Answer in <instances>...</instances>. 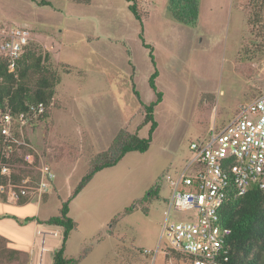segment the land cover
Segmentation results:
<instances>
[{"label":"rangeland","instance_id":"rangeland-1","mask_svg":"<svg viewBox=\"0 0 264 264\" xmlns=\"http://www.w3.org/2000/svg\"><path fill=\"white\" fill-rule=\"evenodd\" d=\"M49 1L0 0V21L30 29L34 47L48 53L46 65L60 78L49 117L27 128L55 169L46 213L58 214L120 132L148 136L143 104L156 98L149 78L157 68L163 100L155 108L150 147L97 172L71 199L69 214L77 223L71 247L83 241L86 257L119 242L112 264H186L165 256L166 175L191 156L192 141L204 138L212 124L233 119L264 91L262 38L253 26L259 15L264 19V0H200L195 26L175 19L166 0L139 1L143 26L126 0ZM187 214L172 211L169 222ZM8 256H0V264H27L24 256Z\"/></svg>","mask_w":264,"mask_h":264},{"label":"built area","instance_id":"built-area-1","mask_svg":"<svg viewBox=\"0 0 264 264\" xmlns=\"http://www.w3.org/2000/svg\"><path fill=\"white\" fill-rule=\"evenodd\" d=\"M153 1V0H149ZM33 40L27 27L0 21V57L13 69ZM43 113V103L31 107ZM27 115L15 118L0 111V126L7 157H19L16 167L31 169L18 182L0 185V192L15 202L36 197L42 201L55 182L54 166L25 138ZM191 156L166 180L170 196L164 210L161 238L172 249L190 255L189 264H223L228 259L226 245L232 229L220 221V208L227 195H242L252 186L264 188V91L242 105L233 119L223 125L212 124L204 138L190 143ZM26 149H29L26 151ZM33 150L38 157L30 151ZM26 163V165L23 164ZM4 163L1 172H18ZM172 211L188 212L186 218L169 222Z\"/></svg>","mask_w":264,"mask_h":264},{"label":"trees","instance_id":"trees-1","mask_svg":"<svg viewBox=\"0 0 264 264\" xmlns=\"http://www.w3.org/2000/svg\"><path fill=\"white\" fill-rule=\"evenodd\" d=\"M38 5H51L49 0H31ZM79 2L90 3L92 0H73ZM129 8L135 17L143 26V15L140 10V0H126ZM259 1V0H258ZM167 6L173 17L178 21L190 26H195L199 19L200 0H167ZM246 16L248 11L245 10ZM249 18V17H248ZM256 34L262 38L261 43L264 51V19L259 15L256 22L253 24ZM143 28V27H142ZM143 32V29H142ZM140 34L145 47L150 49V57L155 65L153 48L145 43L143 34ZM48 53L43 54L37 51L31 40L26 44L25 51L16 62L13 69L9 68L5 58L0 57V111L2 113H10L15 118H18L21 113L27 115L28 125L24 128L25 138L30 141L29 130L36 122L42 121L49 117L50 107L53 103L56 87L60 82V78L50 67L46 65ZM244 71V68L241 69ZM159 71L155 68L149 78V85L154 90L156 98L149 104H143L145 109L144 125L150 124L149 134L147 137H140L139 133H123L120 132L115 138L114 146L107 153H101L96 158V162L81 178L78 185L73 190L71 197L62 203V207L58 214L50 216L44 222L48 224L58 225L63 227V237L61 246L54 251L53 264H80L79 259L69 258L65 254L67 241L71 232L77 227L76 221L70 216L69 204L73 199L94 177V175L107 167L115 166L131 151L145 152L149 149L152 136L157 128L155 119V108L163 100V92L158 90L156 79ZM136 94L139 93L135 89ZM43 103L45 110L43 113L34 114L31 107ZM31 142V141H30ZM29 149H26L28 151ZM37 158L38 154L30 150ZM16 152L7 157L5 151L4 136L0 126V185L9 182H18L31 169L24 167H16L17 163L22 160ZM104 157H109L104 159ZM47 162H49L47 160ZM4 163H9L11 168L17 169L18 172H12L11 175H6L1 172ZM51 163V162H49ZM23 164L26 165V163ZM157 193V192H156ZM153 190H150L148 195H153ZM48 195L46 193L44 198ZM0 197L5 198L6 193L0 192ZM29 200L21 198L18 203L23 204ZM220 221L223 225L232 229L231 235L226 240L228 259L223 264H264V188L252 186L242 195L229 194L227 195L222 207L220 208ZM2 243V244H1ZM86 253V252H85ZM172 254L178 259H182L184 263L189 264L190 255L178 252L166 244L165 256L169 259V254ZM9 255V258L26 257L28 262V253H24L17 249L11 248L7 244V239L0 235V256Z\"/></svg>","mask_w":264,"mask_h":264},{"label":"crops","instance_id":"crops-1","mask_svg":"<svg viewBox=\"0 0 264 264\" xmlns=\"http://www.w3.org/2000/svg\"><path fill=\"white\" fill-rule=\"evenodd\" d=\"M126 3L129 4L127 1ZM48 199L49 197L39 202L34 197L30 199L32 201L20 204L10 200L7 196L0 197V235L7 239L9 247L28 253L27 264H53L54 251L62 244L63 227L44 222L50 216L55 215L46 213L45 206L48 204ZM74 230L67 241L65 250L67 257L79 259L80 264H112L116 262L119 242L111 250L91 251L86 253V257H83L81 256L83 241H80V246H77V249L73 250L71 247L76 232ZM98 252H101L102 256L98 257ZM12 264H18V261H14Z\"/></svg>","mask_w":264,"mask_h":264}]
</instances>
